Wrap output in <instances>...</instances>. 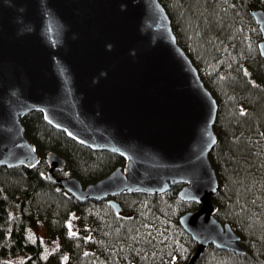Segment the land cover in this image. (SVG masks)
<instances>
[{"label": "water", "instance_id": "water-1", "mask_svg": "<svg viewBox=\"0 0 264 264\" xmlns=\"http://www.w3.org/2000/svg\"><path fill=\"white\" fill-rule=\"evenodd\" d=\"M249 13L264 62V11ZM32 111L77 143L125 160L83 185L55 175L66 161L49 151L47 177L56 191L100 201L179 185L177 197L197 205L178 219L196 244L188 264L210 245L245 252L214 216L218 179L209 154L217 101L159 0H0V166L39 164L22 124ZM109 206L121 211L114 199Z\"/></svg>", "mask_w": 264, "mask_h": 264}, {"label": "trees", "instance_id": "trees-1", "mask_svg": "<svg viewBox=\"0 0 264 264\" xmlns=\"http://www.w3.org/2000/svg\"><path fill=\"white\" fill-rule=\"evenodd\" d=\"M159 1L217 101V141L209 154L218 179L214 216L231 226L245 250L236 254L210 245L195 264H264V62L261 33L249 13L264 11V0ZM22 124L40 162L32 169L0 166V264H188L196 244L178 219L197 205L177 197L179 185L163 194L118 197L122 215L106 203L83 204L55 190L45 155L62 156L66 166L55 175L83 185L123 167L124 158L77 143L41 112L28 113ZM38 223L48 240L59 241L45 258L43 244L29 237Z\"/></svg>", "mask_w": 264, "mask_h": 264}, {"label": "rangeland", "instance_id": "rangeland-1", "mask_svg": "<svg viewBox=\"0 0 264 264\" xmlns=\"http://www.w3.org/2000/svg\"><path fill=\"white\" fill-rule=\"evenodd\" d=\"M46 227L44 226L43 223H38L35 227H33L32 229H30L29 231V237L31 240L33 241H38L41 242L43 244V251H44V258L47 256V254L51 253L52 251H54L55 247L57 246L56 239L55 240H48L47 239V235H46ZM71 231H74L75 229V225L72 226ZM13 264H21L19 259H11L10 260ZM65 261L62 260V263H64Z\"/></svg>", "mask_w": 264, "mask_h": 264}, {"label": "flooded vegetation", "instance_id": "flooded-vegetation-1", "mask_svg": "<svg viewBox=\"0 0 264 264\" xmlns=\"http://www.w3.org/2000/svg\"><path fill=\"white\" fill-rule=\"evenodd\" d=\"M65 192V191H64ZM67 193V192H66ZM67 194H69V193H67ZM70 195V194H69ZM120 196H124V194H121V195H116V196H114L113 198H104V199H102V200H100V201H96V200H85V201H79V202H82L83 204H85V203H87V202H99V203H106L108 206H109V200L110 199H114V200H116L118 203H119V201H118V197H120ZM121 205V204H120ZM109 208L113 211V212H115L110 206H109ZM116 213V215H122L124 212H123V210H122V206H121V211L120 212H115Z\"/></svg>", "mask_w": 264, "mask_h": 264}]
</instances>
